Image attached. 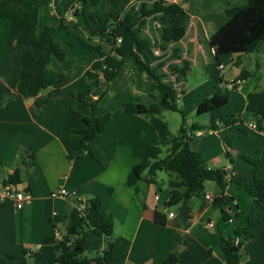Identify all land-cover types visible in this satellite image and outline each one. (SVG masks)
<instances>
[{"label":"crops","instance_id":"crops-1","mask_svg":"<svg viewBox=\"0 0 264 264\" xmlns=\"http://www.w3.org/2000/svg\"><path fill=\"white\" fill-rule=\"evenodd\" d=\"M136 1L131 0L129 8ZM180 1L176 3L180 5ZM227 1H231L233 7L240 5L237 0ZM22 6L40 17L36 44L59 43L66 48L67 56L62 62L55 58L51 61L50 68L63 76L55 86L42 90L34 98L20 96L17 87L22 49L11 41V21L0 17V96L7 99L0 108V184L9 181V177L20 169L18 182L9 186L33 196L32 203L21 210H17L10 200L0 202V259L8 264H56L57 254L65 248L62 241L68 214L78 207L79 199L85 201L99 196L103 209L115 217L117 248L113 264H163L173 254L178 257L176 264H226L224 239L234 237L236 230L245 228L249 218L252 222L250 234L243 241L242 264H264V208L254 202L243 186L232 181L222 190L215 182L204 180L205 194L175 206L177 210L173 212L166 208L170 189L165 192L159 189L158 194L156 181H141L138 191L127 184L128 175L142 161L149 145L159 142V136L147 118L116 111L104 132L91 141V154L85 151L81 131L86 125L71 118L70 111L101 118L110 109L134 102L139 97L154 95L160 101L158 84L142 65L126 57L120 73L107 88L106 96L113 92L116 99L114 96L115 100L106 106L101 100L93 111L88 104L78 100V96L89 92L88 97L98 98L95 95L100 87L89 80L87 72H96L92 65L101 59V55L85 49L80 39L92 46L101 45L106 54L111 53L112 48L97 36L89 37L85 30L86 19L77 12L85 13L88 5L77 0H39L37 3L24 2ZM189 6L190 3L184 6L191 17L187 35L180 43L168 48L164 59L171 57L172 50L178 48L182 59L190 61L194 67L200 61L209 63L211 51L202 41L212 36L207 33V25L215 26L212 32L215 33L228 19L220 17L207 24ZM61 23L64 28L57 29ZM95 27L91 22L92 30ZM53 32L55 35L50 39ZM123 42L122 38L118 44L120 48ZM158 52L156 55H163ZM246 58L244 54L233 57L232 65L235 66L236 61L241 65L235 66L236 71L230 77L222 74L225 83L239 78ZM180 62H168L164 71L167 72L169 64ZM170 78L174 80V76ZM245 82L233 90L241 93L237 100H242L244 110L250 95L241 88ZM226 86L222 85L223 88ZM222 123L224 125V119L216 124L223 128ZM235 126H239L237 120ZM261 151L264 153L263 147ZM227 178L235 179L228 175ZM61 189H66L69 195L51 196ZM207 195L210 199H206ZM216 198H223L225 215L214 204ZM157 211L166 216L165 225L155 221ZM86 246L85 256L91 264L97 257L91 256L90 251L96 250L99 256L106 247L104 238L98 235L90 236ZM32 249H36L34 257H27Z\"/></svg>","mask_w":264,"mask_h":264},{"label":"trees","instance_id":"trees-1","mask_svg":"<svg viewBox=\"0 0 264 264\" xmlns=\"http://www.w3.org/2000/svg\"><path fill=\"white\" fill-rule=\"evenodd\" d=\"M39 0H2L0 2V17L11 21V41L21 47V72L17 87L20 96L34 98L45 89L55 86L63 76L50 68L53 58L62 62L67 56V50L59 43H51L49 46L36 44V34L40 17L37 13H30L23 8L24 2L37 3ZM84 6L87 0H77ZM93 12L90 20L86 14L77 12L78 16L85 17L86 28L89 37L97 36L101 42L109 45L112 52L106 54L102 46H92L87 41L80 39L81 45L88 50L98 52L101 59L96 61L92 68L96 72L88 71L87 76L100 91L88 97V93L78 96V100L88 104L94 111L98 103L104 98L109 83L113 81L124 65V58L130 57L142 65L150 77L158 84L161 100L154 95L139 97L134 102L124 103L110 109L105 116L99 118L94 115L85 117L74 110L69 116L86 125L81 131L82 145L85 151L91 154L90 143L99 134L103 133L113 114L120 111L125 115H141L147 118L159 136V142L149 145L142 161L136 165L127 178V184L135 187L141 181L155 183L157 172L160 170L170 173L175 179L169 181V200L166 208L186 204L194 198L205 194L203 181L215 182L222 190H225L232 181L243 186L254 202L264 208V153L259 158H247L242 156L251 165V185L243 184L239 179L228 180L224 170L209 169L199 151L192 149V143L197 138L190 137L189 133L197 132L200 128L192 125L190 130L186 127V119L176 137H172L168 123L161 117L164 110L180 112L177 101L180 96L179 89L184 85L187 72L191 70V62L183 60L180 50L173 49L170 60H181L180 64H169L167 72L164 68L167 61L165 52L172 45L180 43L187 35L191 17L184 7L168 0H137L129 10L122 14L116 8L104 17L96 15L99 0H90ZM229 1L226 15L228 21L209 39H202L204 45L211 51L212 63L208 65L207 73L215 81V88L209 92L208 97L198 106L197 115L211 113L221 109L231 102L229 85L236 90L241 82L250 79L253 74L247 70L241 71L239 78L231 83H225L222 71L233 63V57L239 54H253L257 52L264 42V0H249L245 5L231 6ZM94 23L95 30L91 28ZM58 28H64L63 23ZM56 32V31H55ZM55 32L50 35L53 39ZM124 34L131 38L130 48L124 50L118 46L119 39ZM200 29L199 35L202 37ZM161 51L163 55H156ZM210 63V62H209ZM235 66L241 65L236 61ZM221 66L223 69H221ZM99 72V73H98ZM101 73V75H100ZM174 76V80L170 78ZM226 84V87H222ZM105 88V89H104ZM183 92V91H182ZM146 102H143L145 101ZM6 96H0V108L6 103ZM245 111L256 118V130L264 136V89L252 92L247 99ZM181 113V112H180ZM236 119L230 115L224 120L225 130H232ZM212 130H218L219 125L212 123ZM240 132L248 135L246 129L240 128ZM231 147V140L224 139ZM163 147H168L167 155L161 157ZM230 158V156H229ZM22 163L24 161L21 160ZM233 163V161H231ZM21 170L17 169L14 175L9 177L6 185L18 182ZM85 205L84 210L79 207L72 209L67 216L66 234L62 244L65 246L55 259L56 264H91V260L85 256L86 244L92 235L102 236L105 240V249L94 261L97 264H113V257L117 248V239L114 237L115 217L112 213L103 209V202L99 196L88 200L77 201ZM214 204L221 208L223 215L226 211L223 206V198H216ZM224 220L228 221L226 216ZM155 221L159 225H165L167 218L160 212H155ZM252 219L248 225L238 229L234 237L224 239L223 252L226 264H242L244 259L243 241L250 234ZM238 240V243H236ZM34 257L31 256V258ZM178 257L170 255L163 264H176ZM0 264H8L0 259Z\"/></svg>","mask_w":264,"mask_h":264},{"label":"rangeland","instance_id":"rangeland-1","mask_svg":"<svg viewBox=\"0 0 264 264\" xmlns=\"http://www.w3.org/2000/svg\"><path fill=\"white\" fill-rule=\"evenodd\" d=\"M208 1L210 0H181L180 5L184 7L186 4L190 3L191 7L189 6V9L195 11L207 24L212 21H218L220 17H227V0H211V3H208ZM130 2L131 0H99L96 15L104 17L116 8L124 14L128 10ZM248 2L249 0H237V3L240 5H245ZM87 5L88 9L86 7L85 14L90 20V15L93 12L90 0H87ZM214 28L215 26L210 27L207 25V33L213 35L214 33L212 32H214ZM123 39L124 42L121 46L123 49L127 50L130 48L131 38L128 34H125ZM206 49H208V47H206ZM246 56L247 58L243 68L244 70L251 72L253 76L243 83L241 88L246 95H249L256 90L260 91L264 89V42L261 44L257 52ZM208 57L210 63H203L200 61L198 64H195L194 67L192 66L191 70L187 72L184 85L179 89L180 96L177 101V106L181 113L164 110L161 117L168 123L172 137L178 136L183 123V117L186 119V127L188 130H190L192 123H196L195 125L200 128L199 130H201L202 135L200 137H194L198 139L192 143V149L199 151L202 154L208 167L224 170L230 178L239 179L243 184L251 185L253 182L250 173L252 167L248 162L242 160L241 157H261L263 154L261 147L264 148V137L263 134L257 130L251 131L248 128L250 123H256V118L243 109L242 100H237L239 96H241V93L232 91L228 87L233 100L229 105L211 113L197 115L199 104L208 97L209 92L215 88L216 84L207 73L208 65L211 64L213 60L212 56L209 55ZM166 61L168 63L173 60H170L169 57ZM235 71L236 67L231 64L222 71V74L230 77ZM113 91L117 92V90ZM105 96L102 99L103 106H106L116 99L113 92L109 96ZM143 102H146V100ZM230 114L234 116L239 126L233 127L230 131H225L222 123L223 128L220 127L213 134H210V132L213 131L211 127L212 123L216 124L219 120H225ZM240 128H247L249 134H243L240 132ZM226 138L231 140V147L224 142V139ZM167 149L168 147H163L162 158L167 155ZM231 161H233V163ZM172 178L175 179V176L171 177L170 173L166 171L160 170L157 172L155 188L157 189L158 194H160L159 189H163L164 192L169 189V181ZM151 190L153 191V188ZM170 209L173 212H176L177 210L176 207H171ZM90 254L96 258L99 253L96 252V250H91Z\"/></svg>","mask_w":264,"mask_h":264},{"label":"built area","instance_id":"built-area-1","mask_svg":"<svg viewBox=\"0 0 264 264\" xmlns=\"http://www.w3.org/2000/svg\"><path fill=\"white\" fill-rule=\"evenodd\" d=\"M171 3H176L177 0H168ZM119 42H121V39H119ZM159 52L156 51V54H158ZM221 69H223V67L221 66ZM230 89L233 88V85H229L228 86ZM250 129L256 130V124L252 123L249 125ZM202 135L201 132L197 131L194 133H189L190 137H200ZM227 178V177H226ZM228 179V178H227ZM67 195H69L68 191L66 189H61L57 192L52 193V197H66ZM156 199H158V196H156ZM206 199H210V196L207 195ZM6 200H10L14 203L15 208L17 210H21L23 209L26 205L31 204L33 201V196L31 195V193L26 192V191H22V190H18L16 188H13L9 185H4V184H0V202L6 201ZM79 201H82L81 199H79ZM80 210H84L85 205L80 203L78 205ZM171 216H173V214H170ZM236 243H238V240H236ZM36 253V249H32L27 253V257H31Z\"/></svg>","mask_w":264,"mask_h":264},{"label":"water","instance_id":"water-1","mask_svg":"<svg viewBox=\"0 0 264 264\" xmlns=\"http://www.w3.org/2000/svg\"><path fill=\"white\" fill-rule=\"evenodd\" d=\"M92 264H95V262H94V263H92Z\"/></svg>","mask_w":264,"mask_h":264}]
</instances>
